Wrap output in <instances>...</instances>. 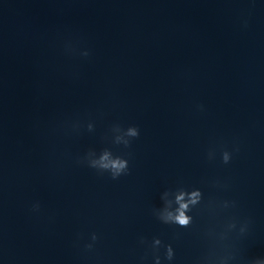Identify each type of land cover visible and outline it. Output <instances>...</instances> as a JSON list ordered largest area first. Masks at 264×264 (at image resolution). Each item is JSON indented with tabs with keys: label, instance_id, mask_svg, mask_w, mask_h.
I'll return each instance as SVG.
<instances>
[{
	"label": "water",
	"instance_id": "95a60500",
	"mask_svg": "<svg viewBox=\"0 0 264 264\" xmlns=\"http://www.w3.org/2000/svg\"><path fill=\"white\" fill-rule=\"evenodd\" d=\"M117 124L139 129L128 149L110 142ZM104 148L128 175L75 163ZM178 186L236 207L163 225L151 210ZM229 217L251 221L231 241L240 264L264 258V0H0V264H138L140 237L197 264Z\"/></svg>",
	"mask_w": 264,
	"mask_h": 264
},
{
	"label": "clouds",
	"instance_id": "9594fccd",
	"mask_svg": "<svg viewBox=\"0 0 264 264\" xmlns=\"http://www.w3.org/2000/svg\"><path fill=\"white\" fill-rule=\"evenodd\" d=\"M247 20L243 22V27L247 28ZM81 57H89V51H82L79 53ZM196 110L204 111L202 104L196 105ZM73 132H78L81 127L79 122H73L70 125ZM87 131H93V124L87 123ZM111 140L114 145H122L124 149L131 146L133 140L139 137V129L136 126H128L123 128L120 125H114L111 128ZM107 140L108 137H105ZM239 151L238 146H233L229 151L227 148L219 150L220 162L228 165L233 157V154ZM130 156V153H126ZM217 158V151L212 149L206 153V159L209 163L215 162ZM78 166L87 167L96 172L97 175L103 176L107 174L111 180H118L122 176L129 174V161L123 156L114 155L108 148H104L99 154L89 149L82 157H78L75 161ZM212 187L218 189H226L227 183L219 180L214 181ZM160 199L162 206L153 208L151 210L152 216L161 224L166 226H174L176 228L188 229L193 226L194 216L189 215L194 210L199 212L201 210L207 211L209 216L215 220L221 213L236 207L235 201L217 200L209 198L205 201L203 193L198 188L189 190L184 186H178L175 189H168L161 193ZM30 211L32 213H39L40 204L35 202L32 204ZM251 221L248 219L238 220L235 217H229L223 222L210 224L204 233L205 239L208 241V247L197 264H240L242 257L235 246L231 243L232 240H239L245 237L249 232ZM180 233H176L179 236ZM83 237H77L76 245L80 246V241ZM98 235L93 232L88 236V242L83 243V251L91 253L95 249L98 242ZM138 243L144 246L145 252L139 258L138 264H146L149 256H151L152 264H162V259L165 264H173L175 259V252L172 244L164 243L159 238H153L149 243L144 237H140ZM161 249H163V256L161 257ZM247 264H264V258H253Z\"/></svg>",
	"mask_w": 264,
	"mask_h": 264
}]
</instances>
